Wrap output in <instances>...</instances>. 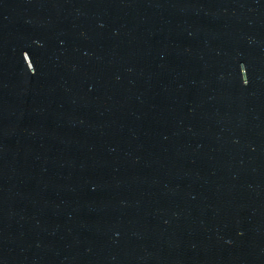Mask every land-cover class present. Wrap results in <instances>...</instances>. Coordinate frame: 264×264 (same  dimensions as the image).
<instances>
[{"label":"water","instance_id":"obj_1","mask_svg":"<svg viewBox=\"0 0 264 264\" xmlns=\"http://www.w3.org/2000/svg\"><path fill=\"white\" fill-rule=\"evenodd\" d=\"M0 264H264V0H0Z\"/></svg>","mask_w":264,"mask_h":264}]
</instances>
